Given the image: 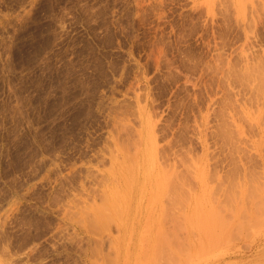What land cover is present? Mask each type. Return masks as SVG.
<instances>
[{"label": "rangeland", "instance_id": "374dc122", "mask_svg": "<svg viewBox=\"0 0 264 264\" xmlns=\"http://www.w3.org/2000/svg\"><path fill=\"white\" fill-rule=\"evenodd\" d=\"M263 6L0 0V264H264Z\"/></svg>", "mask_w": 264, "mask_h": 264}, {"label": "bare ground", "instance_id": "6f19581e", "mask_svg": "<svg viewBox=\"0 0 264 264\" xmlns=\"http://www.w3.org/2000/svg\"><path fill=\"white\" fill-rule=\"evenodd\" d=\"M261 5H263V3H261ZM256 6V5H255ZM254 6V3H253V5H252V7H254V9L253 10H255V8H256V10H255V12H257L258 13V10H257V7H255ZM264 7V6H263ZM263 7H261V8H263ZM261 11H264V10H261ZM260 13V12H259ZM261 14V13H260ZM260 14H256V15H260ZM255 17V16H254ZM256 18V17H255ZM250 69V68H249ZM257 69H259V68H257ZM262 67L260 68V70H259V72L261 71L262 72ZM254 70V69H253ZM264 70V69H263ZM246 71H248V70H246ZM252 71V70H251ZM255 71V70H254ZM258 71V70H257ZM250 72V71H249ZM256 72V71H255ZM261 72L259 73V74H261ZM248 73V72H247ZM255 74V73H254ZM258 74V76L257 77H259L258 79H260L262 76H260ZM250 75V74H249ZM248 75V76H249ZM251 75H253V74H251ZM261 75H263L264 76V72H263V74H261ZM245 76V75H244ZM244 76H242V77H244ZM246 76H247V74H246ZM256 76H254V77H256ZM256 77V78H257ZM245 78V77H244ZM244 78H243V80H244ZM252 79V78H251ZM258 79H256V81L255 82H253V83H256V82H258ZM263 79H264V77H263ZM263 79H262V81H263ZM242 80V81H243ZM247 81V80H246ZM262 81H261V79H260V81L259 82H261L262 83ZM252 82V81H251ZM260 84V83H259ZM263 85V84H262ZM260 87H257V90L256 91H258V89H259ZM263 90V89H262ZM260 91V90H259ZM258 93V92H257ZM258 94H260V96L259 97H255V104L256 105H259L260 106V108H261V106H264V92H262V91H260ZM244 102V101H243ZM244 103H246V102H244ZM243 103V104H244ZM245 105V104H244ZM231 116H233V115H231ZM233 118V120H234V122H235V125L234 126H236L237 127V132L238 131H242V128H241V124L240 123H238L237 122V120L234 118V117H232ZM255 120H254V124H255V127L257 128V132H258V134H259V136L261 137V136H263L264 135V115L263 116H261L260 115V117H258V118H254ZM232 121V120H231ZM233 122V123H234ZM230 123V122H229ZM235 127V128H236ZM240 133V132H239ZM255 140H252L251 142H252V148L254 149V151L257 153V155H258V157L260 158V160H261V164H262V166H261V173H260V176H261V178L262 179H260L259 181L261 182L260 183V186L259 187H257L258 189L256 190V192L254 193V195L252 196V194H249V195H251L252 196V198H264V158L262 157L263 156V153H262V151L264 150V144L262 143V145L259 143V140H258V142H254ZM242 166V175H241V177L243 178H241V179H239V180H242V182L243 183H247L248 181H250L251 179H247L246 177H248L249 176V178H250V175H251V177H252V174L251 173H249V169H248V167L245 165V164H242L241 165ZM250 174V175H249ZM240 176V175H239ZM225 179H224V181L223 180H221V182L223 183V190L221 189V194H222V197L223 198H226L227 200H230V198H244L245 196H247L246 198H249V197H251V196H248V195H246V192H245V190H244V192H243V194H241V184L239 183V180H236V182H234V180H232V179H230V177L229 176H226V177H224ZM235 179L237 178V177H234ZM239 178V177H238ZM247 179V180H246ZM232 180V181H231ZM233 182V183H232ZM241 182V181H240ZM241 182V183H242ZM221 186H222V184H221ZM238 187V189L237 190H235L236 188ZM189 194L190 193H188V196H189Z\"/></svg>", "mask_w": 264, "mask_h": 264}]
</instances>
